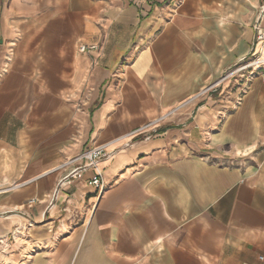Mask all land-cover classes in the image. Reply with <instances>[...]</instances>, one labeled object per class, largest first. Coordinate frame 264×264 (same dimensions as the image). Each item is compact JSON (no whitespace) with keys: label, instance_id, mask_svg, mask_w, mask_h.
Listing matches in <instances>:
<instances>
[{"label":"crops","instance_id":"0c3cea01","mask_svg":"<svg viewBox=\"0 0 264 264\" xmlns=\"http://www.w3.org/2000/svg\"><path fill=\"white\" fill-rule=\"evenodd\" d=\"M262 5L0 0V257L264 264Z\"/></svg>","mask_w":264,"mask_h":264},{"label":"built area","instance_id":"2783aa9c","mask_svg":"<svg viewBox=\"0 0 264 264\" xmlns=\"http://www.w3.org/2000/svg\"><path fill=\"white\" fill-rule=\"evenodd\" d=\"M142 3H147L149 0H139ZM255 32H256V42L257 44L264 45V5L260 8V14H259V21L254 26ZM82 50H85L83 47ZM261 54V53H260ZM258 65H264V57L259 58L255 57L254 63ZM261 69V67L259 68ZM106 149L105 146H95L92 148L87 149L83 155L82 158L84 161L82 164L78 165L74 176L79 177L80 173L87 171L88 169L93 170V176L90 180V185L94 186L98 190H101L103 187V179H102V173L98 168V163L105 158L106 156ZM260 260H264V257H260Z\"/></svg>","mask_w":264,"mask_h":264},{"label":"rangeland","instance_id":"374dc122","mask_svg":"<svg viewBox=\"0 0 264 264\" xmlns=\"http://www.w3.org/2000/svg\"><path fill=\"white\" fill-rule=\"evenodd\" d=\"M0 252H2L1 248H0ZM0 255H1V254H0ZM5 263L8 264L7 259H6V258H2V257H0V264H5Z\"/></svg>","mask_w":264,"mask_h":264}]
</instances>
